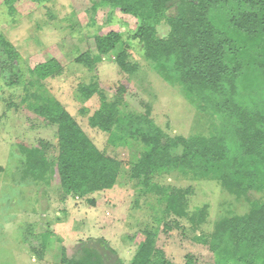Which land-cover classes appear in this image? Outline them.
Segmentation results:
<instances>
[{
  "label": "rangeland",
  "instance_id": "obj_1",
  "mask_svg": "<svg viewBox=\"0 0 264 264\" xmlns=\"http://www.w3.org/2000/svg\"><path fill=\"white\" fill-rule=\"evenodd\" d=\"M96 2L16 0L11 13L0 0V33L9 43L0 42V264H61L63 256L66 260L75 256L76 244L99 237L117 253L121 264H130L150 231L155 232V245L167 264H187V256L192 258L191 264H245L226 261L195 236L208 235L222 218L246 213L251 196L237 197L210 176L158 172L149 176L150 183L164 191L178 188L185 193L188 215L165 214L164 202L159 201L162 195L146 192L147 184L132 176L144 148L142 142L118 130L110 141L108 132L89 124V117L100 105L98 92L112 102L122 86L121 113L145 114L149 104L148 117L166 136L208 135L213 124L219 123L217 114L197 108L177 84L163 79L145 59L142 44L131 37L139 26L134 17L118 9L111 13L106 4ZM110 30L122 34L114 50L91 69L77 62L84 52L97 56L94 38ZM158 30L163 35L167 27ZM122 49L127 60L138 66L132 74L117 66L115 55ZM51 58L60 64V72L39 80L33 68ZM259 76L255 82L260 84L256 90L259 97L253 99L264 105V78ZM90 84L97 93L84 99L80 88ZM240 91L236 100L246 103L251 96ZM45 97L57 100L98 149L121 161L111 189L85 197L62 190L55 173L56 127L32 110ZM122 135L125 140L119 141ZM39 140L50 144L47 152ZM178 153V149L172 150L173 155ZM35 160L41 165L33 167ZM260 193L251 195L259 198L264 192ZM202 208L206 214L195 225L189 216ZM252 264H264V259Z\"/></svg>",
  "mask_w": 264,
  "mask_h": 264
},
{
  "label": "trees",
  "instance_id": "obj_2",
  "mask_svg": "<svg viewBox=\"0 0 264 264\" xmlns=\"http://www.w3.org/2000/svg\"><path fill=\"white\" fill-rule=\"evenodd\" d=\"M15 1L3 0L11 13ZM96 3L106 4L111 13L118 9L134 17L139 26L131 37L142 44L145 59L152 62L163 79L177 84L197 108L217 114L219 123L213 124L208 135L166 136L148 117L149 104L145 105V114L121 113L122 86L117 91V100L112 102L98 92L100 105L89 117V124L108 132L110 141L118 130L125 131V137L142 142L144 148L132 168V176L147 184L146 192L162 195L159 201L164 202L165 214L188 215L185 193L178 188L164 191L158 184L150 183L149 176L158 172L176 170L195 177L210 176L237 197L251 196L246 213L218 220L211 233L198 234L195 239L208 243L226 261L252 264L258 258L264 259V194L259 198L251 195L264 192V105L253 99L259 97L256 90L260 84H255L256 78L260 74L264 78V0H97ZM162 25L167 30L160 35L158 27ZM121 36L115 30L95 36L98 55L84 52L77 62L94 68L98 60L116 48ZM0 38V42L9 44L1 33ZM115 60L124 73L132 74L138 68L127 60L124 49L116 53ZM60 69L57 60L51 58L37 64L32 72L44 80L58 74ZM240 90L251 96L246 103L236 100ZM80 92L88 99L97 93V88L94 84L84 85ZM32 110L48 125L56 127L55 173L66 194L85 197L115 185L121 161L98 149L57 100L45 97ZM125 137L122 135L119 141ZM38 143L44 152L51 147L43 140ZM173 149L179 153L173 155ZM39 163L33 161V167ZM88 201L94 204L93 199ZM205 214L202 208L192 213L189 220L198 225ZM154 236L155 232L146 233L130 264H167ZM74 249L75 256L67 260L63 256L61 264H121L117 253L100 237L78 243ZM186 263H192L190 256Z\"/></svg>",
  "mask_w": 264,
  "mask_h": 264
}]
</instances>
